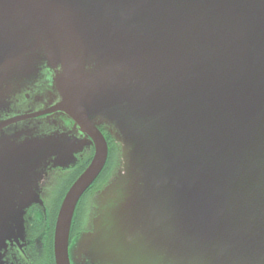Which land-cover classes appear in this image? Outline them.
I'll use <instances>...</instances> for the list:
<instances>
[{
	"label": "water",
	"instance_id": "1",
	"mask_svg": "<svg viewBox=\"0 0 264 264\" xmlns=\"http://www.w3.org/2000/svg\"><path fill=\"white\" fill-rule=\"evenodd\" d=\"M40 84L48 109L1 119ZM55 113L94 148L58 209L55 264L105 165L103 127L121 167L92 215L122 189L129 217L105 264H264V0H0V253L23 239L36 171L73 161L67 135L24 126Z\"/></svg>",
	"mask_w": 264,
	"mask_h": 264
},
{
	"label": "flooded vegetation",
	"instance_id": "2",
	"mask_svg": "<svg viewBox=\"0 0 264 264\" xmlns=\"http://www.w3.org/2000/svg\"><path fill=\"white\" fill-rule=\"evenodd\" d=\"M47 87L48 85L40 84L35 91L46 90ZM29 94L31 93H23L20 97L17 96L14 99L15 104L19 103V100L28 99ZM48 108L45 104L44 108L37 110L26 109L17 113L6 114L1 116V119L5 120L17 115L37 113ZM24 126L30 130H34L39 136L54 133L67 135L69 140L68 144H66V150L72 153L74 158H72L73 161L71 160L70 166H67L65 169L48 170L39 179L37 185L38 203L32 204L26 213L23 243L12 244L8 249L7 258L10 264H55L53 256V232L58 209L69 188L92 161L94 148L93 145L88 144L74 124L60 113L28 119ZM106 130L108 131V129L103 127L101 132L105 131L106 135L103 133L108 146L107 159L98 178L80 198L76 206L69 233L68 248L72 246L81 233L90 230V221L93 218L91 210L93 201L109 182V179H111V175L106 179L108 175L106 173L113 144L110 143L111 140L108 134H106ZM84 200L90 203L91 208L85 212L83 217L82 203Z\"/></svg>",
	"mask_w": 264,
	"mask_h": 264
},
{
	"label": "rangeland",
	"instance_id": "3",
	"mask_svg": "<svg viewBox=\"0 0 264 264\" xmlns=\"http://www.w3.org/2000/svg\"><path fill=\"white\" fill-rule=\"evenodd\" d=\"M50 93V88L47 87L46 90L41 91H33L31 94H29L28 99H23L22 101L19 100V103L12 106L11 111L9 114L17 113L24 111L26 109L31 110H37L40 108H44L45 104L48 101L47 95ZM45 97V99H44ZM42 99L40 103L37 102V99ZM106 128V127H105ZM102 129V128H101ZM102 131V130H101ZM105 135V131L103 132ZM106 134L109 135L108 131L106 130ZM106 136V135H105ZM120 145H112V152L110 155V162L107 166V177L111 175L112 177L117 173V170L121 167V157H120ZM72 158H74V155L72 153H68ZM32 160L29 159L28 167L24 170L22 176L25 178L23 183L24 187L31 188V183L35 181V177L33 178L31 174H29V168L31 166ZM34 165V163H32ZM71 165V161L69 160H60L59 162L55 158V156H51L46 160V164L44 167H42L41 170H37L36 172H41L36 179V184L38 185L39 179L45 175V173L49 170H56V169H65L67 166ZM10 181H12L11 176L8 178ZM110 180V179H109ZM28 183H30L28 185ZM107 186V184H106ZM105 186V187H106ZM104 189V188H103ZM102 189V190H103ZM101 190V191H102ZM38 188L36 187V194H37ZM100 191V192H101ZM124 191L122 189L115 190L114 193H109L107 195V202L104 206V209L101 210L99 216L94 215L95 219L92 218L90 222V230L88 232H83L81 235L74 241L72 246L69 248V261L70 264H105L102 259V253L107 251L110 253L113 251L114 245L117 246V242L119 246H127L128 240H125L121 235L123 233V228L118 227V220L122 221L129 219L128 214L123 212L122 210V198H123ZM10 197L14 196V193L11 192L9 194ZM98 197V196H97ZM38 198V195H36V199ZM96 199V198H95ZM38 202H35L33 204H37ZM32 205V204H31ZM30 205V206H31ZM29 206V207H30ZM29 207L23 212L21 219H22V228H23V238H24V219L26 216V213L29 209ZM83 207V217L85 215V212L89 210L90 203L88 201H85L82 203ZM96 209V208H95ZM92 210V209H91ZM117 224V225H116ZM115 236V239H114ZM19 244L23 243V239H18ZM14 245V243H12ZM10 243H6V248L0 253V264H10L8 258H7V252L8 249L11 247ZM121 251H113L112 257H116V254ZM118 258V257H116ZM114 259L116 261L117 259ZM128 264H130V261H126Z\"/></svg>",
	"mask_w": 264,
	"mask_h": 264
},
{
	"label": "trees",
	"instance_id": "4",
	"mask_svg": "<svg viewBox=\"0 0 264 264\" xmlns=\"http://www.w3.org/2000/svg\"><path fill=\"white\" fill-rule=\"evenodd\" d=\"M110 143H111V144H115L114 142H111V141H110ZM111 152H112V150H111ZM110 155H111V153H110Z\"/></svg>",
	"mask_w": 264,
	"mask_h": 264
}]
</instances>
